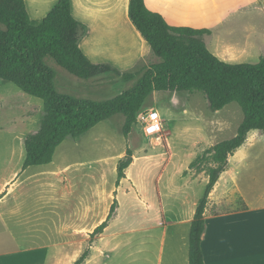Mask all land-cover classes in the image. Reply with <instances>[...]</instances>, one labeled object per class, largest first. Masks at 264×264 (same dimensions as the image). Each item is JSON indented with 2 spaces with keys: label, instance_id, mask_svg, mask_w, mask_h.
Masks as SVG:
<instances>
[{
  "label": "crops",
  "instance_id": "1",
  "mask_svg": "<svg viewBox=\"0 0 264 264\" xmlns=\"http://www.w3.org/2000/svg\"><path fill=\"white\" fill-rule=\"evenodd\" d=\"M59 1L25 0L29 15L35 20L44 18ZM129 3L130 0H71L72 14L88 27L80 46L91 61L110 63L122 71L143 64L149 67L159 61L131 21ZM145 3L172 26L210 29L211 33L205 37L207 46L226 62L242 63L251 55L264 54V0H145ZM252 10H258L259 16L251 25L238 27L240 15ZM38 99L0 89V264H54L49 253L91 235L107 220L115 199L120 216L121 185L135 177L133 160L126 169V177L117 185L118 164L129 146L123 113L100 121L77 140H63L51 162L23 168L26 137L40 128L44 115V104ZM262 133L252 130L246 143L230 155L227 170L210 194L202 239L205 264H264V143L255 144ZM245 146L257 148L258 153L244 150ZM242 171L244 190L235 177ZM226 174L232 178L224 183L215 200ZM232 189L242 192L243 205L210 215V204L235 202ZM225 195L226 199L222 198ZM194 214L191 207L173 221L171 226L178 228L175 231L165 227L164 243L167 234L179 232L180 257H170L167 264H189ZM110 227L108 223L104 231ZM157 260L158 264H164L166 259L160 255ZM86 261L84 264L90 263V259Z\"/></svg>",
  "mask_w": 264,
  "mask_h": 264
},
{
  "label": "trees",
  "instance_id": "2",
  "mask_svg": "<svg viewBox=\"0 0 264 264\" xmlns=\"http://www.w3.org/2000/svg\"><path fill=\"white\" fill-rule=\"evenodd\" d=\"M129 17L159 61L144 69L122 71L110 63H95L85 55L80 42L88 27L72 14L71 0H60L40 20L31 18L25 0H0V79L42 99L44 104L40 128L25 140L23 168L51 162L63 140H77L118 113L126 116L124 134L129 140L138 129L142 106L154 91H199L214 110L238 103L244 117L236 135L208 148L198 159L203 162L210 155L213 165L208 169V182L191 223L189 264H205L202 239L210 194L227 170L230 155L246 143L249 133H264V54L257 62H226L207 46L205 37L210 29L172 26L161 13L149 9L145 0H130ZM49 57L84 80L108 74L125 82L140 78L131 89L110 99L80 98L58 90ZM133 160L134 151L129 145L118 164L117 185L126 177ZM117 206L115 199L107 220L91 233L92 238L103 233ZM90 253V247L85 249L74 264H84Z\"/></svg>",
  "mask_w": 264,
  "mask_h": 264
},
{
  "label": "rangeland",
  "instance_id": "3",
  "mask_svg": "<svg viewBox=\"0 0 264 264\" xmlns=\"http://www.w3.org/2000/svg\"><path fill=\"white\" fill-rule=\"evenodd\" d=\"M257 16L258 10L241 14L238 27L251 25ZM261 56L251 55L243 60L256 61ZM47 60L55 69L58 90L80 98L110 99L131 89L140 78L137 76L125 82L119 76L108 74L84 80L69 73L52 58ZM147 67L143 64L136 69ZM0 89L33 97L12 82L1 79ZM38 100L43 104L41 99ZM149 109H157L162 116V138L150 137L139 127L130 134L128 143L136 156V169L133 180L121 185L120 190H125V194L122 191L120 193V216H117V211L114 213L109 222L111 227L102 235L94 238L91 235L82 236L71 241V246L60 247L49 253V258H54V264H74L89 247L91 253L88 264H158L160 255L166 259L164 264H167L170 257H180L177 246L179 232L167 234L164 243L162 236L165 227L175 231L178 228L171 226L173 221L188 213L191 207L195 212L205 191L208 169L213 165L210 155L203 162L198 159L205 154L210 144L234 137L244 114L236 102L214 110L205 94L199 91L152 92L140 111ZM258 135L260 137L256 145L264 143V133ZM243 149L250 148L245 146ZM249 151L258 153L254 147ZM235 177L244 190V171ZM231 178V174L222 178L215 200H218L224 183ZM231 193L235 202L210 204L209 214L231 211L242 206V192L237 193L236 189L233 192L232 189ZM222 198L226 199V195Z\"/></svg>",
  "mask_w": 264,
  "mask_h": 264
},
{
  "label": "built area",
  "instance_id": "4",
  "mask_svg": "<svg viewBox=\"0 0 264 264\" xmlns=\"http://www.w3.org/2000/svg\"><path fill=\"white\" fill-rule=\"evenodd\" d=\"M138 122L142 125L146 135L156 137L159 140L162 138L163 120L157 109L141 111L138 115Z\"/></svg>",
  "mask_w": 264,
  "mask_h": 264
},
{
  "label": "water",
  "instance_id": "5",
  "mask_svg": "<svg viewBox=\"0 0 264 264\" xmlns=\"http://www.w3.org/2000/svg\"><path fill=\"white\" fill-rule=\"evenodd\" d=\"M138 127H139V128H142V125L139 123V124H138Z\"/></svg>",
  "mask_w": 264,
  "mask_h": 264
}]
</instances>
